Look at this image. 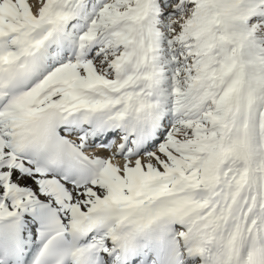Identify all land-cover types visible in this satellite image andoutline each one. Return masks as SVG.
<instances>
[{
	"label": "snow or ice",
	"instance_id": "1",
	"mask_svg": "<svg viewBox=\"0 0 264 264\" xmlns=\"http://www.w3.org/2000/svg\"><path fill=\"white\" fill-rule=\"evenodd\" d=\"M0 264H264V0H0Z\"/></svg>",
	"mask_w": 264,
	"mask_h": 264
}]
</instances>
